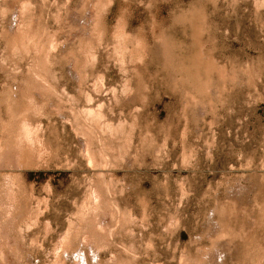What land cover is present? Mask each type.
Here are the masks:
<instances>
[{"label": "rangeland", "instance_id": "rangeland-1", "mask_svg": "<svg viewBox=\"0 0 264 264\" xmlns=\"http://www.w3.org/2000/svg\"><path fill=\"white\" fill-rule=\"evenodd\" d=\"M0 264H264V0H0Z\"/></svg>", "mask_w": 264, "mask_h": 264}]
</instances>
